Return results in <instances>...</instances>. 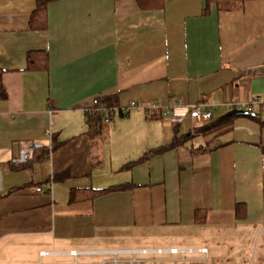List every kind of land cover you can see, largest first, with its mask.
Wrapping results in <instances>:
<instances>
[{"label":"crops","instance_id":"crops-1","mask_svg":"<svg viewBox=\"0 0 264 264\" xmlns=\"http://www.w3.org/2000/svg\"><path fill=\"white\" fill-rule=\"evenodd\" d=\"M35 8L0 0V264L173 247L207 249L190 264H264V0H56L31 29ZM30 50L47 71L27 70ZM110 95L138 105L92 136L87 110ZM148 235L170 245L137 247Z\"/></svg>","mask_w":264,"mask_h":264},{"label":"built area","instance_id":"built-area-1","mask_svg":"<svg viewBox=\"0 0 264 264\" xmlns=\"http://www.w3.org/2000/svg\"><path fill=\"white\" fill-rule=\"evenodd\" d=\"M137 103L133 102L131 108L137 107ZM130 107L125 106H114L111 108H104L98 104V98L93 99L92 106L87 111H95L104 109L108 112L106 121L110 122L113 118L118 115L126 114ZM178 107L182 108L186 113H188L192 118L201 121H208L212 119L213 112L209 104L204 102H199L194 105L178 103ZM230 107L239 108L236 104H230ZM234 108V109H235ZM148 109V107L146 108ZM249 110V106L245 108ZM171 120L170 118H168ZM43 144L33 142L27 147H22L20 154L16 161L21 162L26 160L27 155L34 153L38 149H42ZM38 192L43 190L42 186L36 188ZM54 252L42 251L40 256L53 254ZM69 254L77 257L82 254H100L104 258L93 264H190L206 258L203 257H192L195 254H207V249L205 248H143L136 250H102V251H76L72 250L68 252ZM73 264H80L74 261ZM92 264V263H91Z\"/></svg>","mask_w":264,"mask_h":264},{"label":"trees","instance_id":"trees-1","mask_svg":"<svg viewBox=\"0 0 264 264\" xmlns=\"http://www.w3.org/2000/svg\"><path fill=\"white\" fill-rule=\"evenodd\" d=\"M56 0H36V8L33 11L30 18V27L31 29H44L47 26V12L49 3ZM141 8H157L164 5V0H137ZM248 0H205L206 8L205 13L208 10L209 5L216 4L219 9H230L243 5V3ZM27 70L31 71H47L49 68V54L46 50H30L27 53ZM4 70L0 68V94L5 95V89L3 85V76ZM98 104L102 107L108 109L114 106H121L118 102L117 95H110L98 98ZM123 115V114H122ZM87 116L89 119V131L92 136L99 135L103 132V127L108 122L106 117L108 112L104 109L88 111ZM215 125H222V122H219ZM180 141L175 140L172 145L178 144ZM171 145V146H172ZM164 148H161L162 150ZM116 186H113L114 188ZM111 188H106L103 190H96L97 192H105ZM197 211V215H198ZM202 213V212H201ZM202 214H200L201 216ZM204 215V212H203ZM199 216V218H200Z\"/></svg>","mask_w":264,"mask_h":264},{"label":"rangeland","instance_id":"rangeland-1","mask_svg":"<svg viewBox=\"0 0 264 264\" xmlns=\"http://www.w3.org/2000/svg\"><path fill=\"white\" fill-rule=\"evenodd\" d=\"M141 242L139 244H136L137 247H157V246H169L170 242L166 238H156L154 235L153 236H147L144 241L140 240ZM92 258V257H91ZM56 258H46V260H54Z\"/></svg>","mask_w":264,"mask_h":264},{"label":"water","instance_id":"water-1","mask_svg":"<svg viewBox=\"0 0 264 264\" xmlns=\"http://www.w3.org/2000/svg\"><path fill=\"white\" fill-rule=\"evenodd\" d=\"M245 112H246V110H244V109L235 108V109L230 110L226 114V116H235V115L243 114Z\"/></svg>","mask_w":264,"mask_h":264}]
</instances>
